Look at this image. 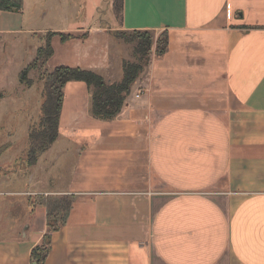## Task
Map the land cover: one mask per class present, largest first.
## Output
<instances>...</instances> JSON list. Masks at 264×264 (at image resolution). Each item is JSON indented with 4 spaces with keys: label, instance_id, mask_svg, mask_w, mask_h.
Returning <instances> with one entry per match:
<instances>
[{
    "label": "crops",
    "instance_id": "0c3cea01",
    "mask_svg": "<svg viewBox=\"0 0 264 264\" xmlns=\"http://www.w3.org/2000/svg\"><path fill=\"white\" fill-rule=\"evenodd\" d=\"M120 1L118 17L105 0L91 3V17L78 3L66 28L39 27L50 6L36 0L0 10V106L19 101L23 114L36 80L20 93L12 82L43 33L55 32L45 65L59 41V65L107 83L127 61L112 30L167 35L161 55L152 42L116 117H94L88 85L67 81L50 146L30 166L0 169L27 174L0 182V264H34L47 232L36 199L47 195L72 203L42 264H264V0ZM10 57L21 62L14 74Z\"/></svg>",
    "mask_w": 264,
    "mask_h": 264
},
{
    "label": "trees",
    "instance_id": "16d2710c",
    "mask_svg": "<svg viewBox=\"0 0 264 264\" xmlns=\"http://www.w3.org/2000/svg\"><path fill=\"white\" fill-rule=\"evenodd\" d=\"M21 7L22 0H0V10L16 11ZM120 9L121 1L117 0L114 10L119 14ZM127 32L138 39L133 47L136 60L123 63L120 81L107 83L102 75L95 71L63 65L56 66L47 73L43 82L40 121L28 133L29 148L26 155L16 159L11 168L4 169V171L34 164L39 154L53 142L57 135L58 117L63 95L62 88L67 81L80 80L88 85L91 91L90 111L94 117L110 120L118 115L126 95L130 92L131 85L149 61V50L153 42L151 31L133 30ZM54 34L55 32L46 34L44 43L37 48L34 58L20 71L19 80L26 87L33 83L32 79L27 76L28 72L33 69H41L51 56L50 37ZM112 34L125 42L133 41L126 40L118 31L112 32ZM60 36L63 40L74 37L71 34L62 33ZM166 45L167 35L162 32L156 39V55H161L165 51ZM36 200L46 209L47 232L43 236L41 245L32 249L31 258L34 264H42L49 249L50 233L57 230L65 222L71 208L72 196L47 195L38 196Z\"/></svg>",
    "mask_w": 264,
    "mask_h": 264
},
{
    "label": "rangeland",
    "instance_id": "374dc122",
    "mask_svg": "<svg viewBox=\"0 0 264 264\" xmlns=\"http://www.w3.org/2000/svg\"><path fill=\"white\" fill-rule=\"evenodd\" d=\"M93 1L94 0H36L37 8L44 5L50 6L49 11L44 16V18L38 21V26L44 29L46 28L48 29L53 27L66 28V25L68 24L76 25V22L78 21L80 15L79 13L80 11L77 12V7H78L77 4L79 3V7H80V5H82L83 2H86L85 11L87 13L89 12L90 13L89 15L91 17L93 13V10L91 11L92 8L91 3ZM110 3L114 8L117 5V0H105L101 9L103 10L106 6L109 7ZM114 13L116 17H118V13H116V11ZM101 16H103V12H101ZM117 31L121 33V35L126 40L128 41L133 40V41L125 42L121 38L113 36L111 37V40L113 41L111 45L112 46L115 45L114 48L116 49L117 48L116 43L114 42L123 41L125 44H128V45H123L124 46L123 52L125 59L127 61L136 60L134 56V52H132L133 51L132 49L138 39L133 37V35H131V33L127 31L121 29L112 30L113 33ZM160 34L161 33L156 34L155 32H152L153 41L156 39V37L159 38ZM45 35L46 33H43V37H45ZM55 45L57 50V56L51 58L48 64L41 67V69H33L29 71L27 74L29 78H32V81L36 80L28 100V103H30L29 109L24 108V114H23L22 113L23 107L21 105L22 103H20L19 101L12 102L6 111H4L0 106V145L3 143L5 138L8 139L12 136H14L15 140L17 141V143L15 145H12L11 147L7 145L0 146V151L3 152L0 156V169H2V171H4V169L11 168L13 160L15 158L25 156L29 148L28 133L32 128L36 127L40 121V116H41L40 104L43 101L41 94L42 84L45 80L47 73L50 72L55 66H58L61 61L60 57L62 56L63 52H62V48L59 45V41H56ZM9 55L11 56V54ZM8 60L10 61L9 66L11 67V70L14 74L17 66L20 65L21 62L20 60L18 61L16 59H12L11 57ZM71 62L73 63V61ZM12 78L14 79V76ZM38 80L42 82V84L38 83L37 82ZM12 83L17 85V87L14 88V93H20L21 88L25 86L23 83L20 82L19 75H18V79L17 80L14 79ZM13 98L15 99L16 96H13ZM21 101L24 102V100ZM27 110L31 112V116L28 118L25 113ZM8 173L10 174H8L6 177L1 176L2 174H0V182H6L7 181L6 179H14L15 182H22V179H19L18 177L25 175L22 172L14 173L15 174L14 176H13V171H10ZM25 176H27V174ZM59 177H60V182L64 181L67 178L66 172L65 171L59 172Z\"/></svg>",
    "mask_w": 264,
    "mask_h": 264
}]
</instances>
